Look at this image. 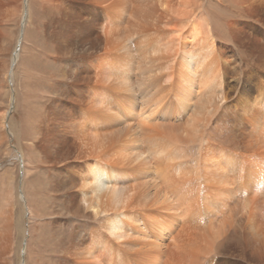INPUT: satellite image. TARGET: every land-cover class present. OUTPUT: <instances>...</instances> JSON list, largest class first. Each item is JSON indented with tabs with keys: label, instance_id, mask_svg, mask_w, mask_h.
Segmentation results:
<instances>
[{
	"label": "bare ground",
	"instance_id": "1",
	"mask_svg": "<svg viewBox=\"0 0 264 264\" xmlns=\"http://www.w3.org/2000/svg\"><path fill=\"white\" fill-rule=\"evenodd\" d=\"M0 264H264V0H0Z\"/></svg>",
	"mask_w": 264,
	"mask_h": 264
}]
</instances>
